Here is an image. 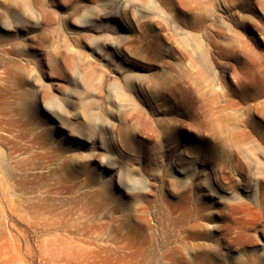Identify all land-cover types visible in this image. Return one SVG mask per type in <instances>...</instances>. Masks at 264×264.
I'll list each match as a JSON object with an SVG mask.
<instances>
[{
    "label": "rangeland",
    "instance_id": "1",
    "mask_svg": "<svg viewBox=\"0 0 264 264\" xmlns=\"http://www.w3.org/2000/svg\"><path fill=\"white\" fill-rule=\"evenodd\" d=\"M0 264H264V0H0Z\"/></svg>",
    "mask_w": 264,
    "mask_h": 264
},
{
    "label": "bare ground",
    "instance_id": "2",
    "mask_svg": "<svg viewBox=\"0 0 264 264\" xmlns=\"http://www.w3.org/2000/svg\"><path fill=\"white\" fill-rule=\"evenodd\" d=\"M117 45H119V44H117ZM113 46H114V45H113ZM115 46H116V45H115ZM115 46H114V48H117V46H116V47H115ZM119 46H120V45H119Z\"/></svg>",
    "mask_w": 264,
    "mask_h": 264
}]
</instances>
